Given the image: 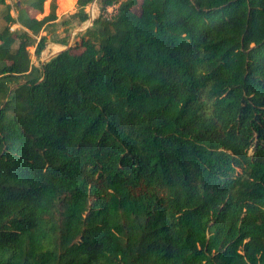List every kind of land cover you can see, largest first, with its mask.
<instances>
[{
    "label": "trees",
    "instance_id": "1",
    "mask_svg": "<svg viewBox=\"0 0 264 264\" xmlns=\"http://www.w3.org/2000/svg\"><path fill=\"white\" fill-rule=\"evenodd\" d=\"M45 1L0 0V264H264V0H98L34 65Z\"/></svg>",
    "mask_w": 264,
    "mask_h": 264
},
{
    "label": "rangeland",
    "instance_id": "2",
    "mask_svg": "<svg viewBox=\"0 0 264 264\" xmlns=\"http://www.w3.org/2000/svg\"><path fill=\"white\" fill-rule=\"evenodd\" d=\"M54 1L56 3V10H55L57 15L56 24L53 27L52 26L48 27L44 31L40 32V35L46 34L48 38V41L46 42L44 49L42 50L39 56H36V54L34 53V46L28 47V51L30 52V56H31V62L34 65H39V63L48 61L49 59H51L53 56H55L65 48L71 47L72 51L79 50L80 46L78 47V45L80 44L82 35L84 34V32L88 27L93 26L94 19H96L100 13L98 7V0H94L93 2L88 4L85 8V11L88 16L87 19L83 22H79L77 18L71 16V14L76 10V5H75L76 0H54ZM120 1H124V0H119L117 3H115L114 5L116 6V8H118ZM49 2L50 0L45 1L44 9L42 13H34V16L36 18H41L43 15H46L48 13ZM5 3L11 7L10 14L16 16L17 14L16 7L20 4V0H5ZM94 6H96L97 12L95 17L90 19L89 11L90 8ZM3 10L4 8L0 6V27L3 24V18H2ZM135 10L138 11L139 7L135 6ZM86 26L88 27L86 28ZM19 27H20L19 25L14 24L11 26V29H16ZM62 38L67 41L66 44L54 43L50 41L53 39H62ZM57 44L63 45L64 48L57 51L56 48Z\"/></svg>",
    "mask_w": 264,
    "mask_h": 264
},
{
    "label": "built area",
    "instance_id": "3",
    "mask_svg": "<svg viewBox=\"0 0 264 264\" xmlns=\"http://www.w3.org/2000/svg\"><path fill=\"white\" fill-rule=\"evenodd\" d=\"M116 9L117 8H116V6L114 4L110 5V6H107L105 8V10L102 12V18H104L106 20H111L115 16V14L117 12Z\"/></svg>",
    "mask_w": 264,
    "mask_h": 264
},
{
    "label": "bare ground",
    "instance_id": "4",
    "mask_svg": "<svg viewBox=\"0 0 264 264\" xmlns=\"http://www.w3.org/2000/svg\"><path fill=\"white\" fill-rule=\"evenodd\" d=\"M44 4H45V3H44ZM96 12H97L96 6L90 8V11H89V17H90V19H92V18L95 17ZM87 23H89V22H87Z\"/></svg>",
    "mask_w": 264,
    "mask_h": 264
},
{
    "label": "water",
    "instance_id": "5",
    "mask_svg": "<svg viewBox=\"0 0 264 264\" xmlns=\"http://www.w3.org/2000/svg\"><path fill=\"white\" fill-rule=\"evenodd\" d=\"M88 26H86V28H87ZM66 49V48H65ZM54 57V56H53Z\"/></svg>",
    "mask_w": 264,
    "mask_h": 264
},
{
    "label": "crops",
    "instance_id": "6",
    "mask_svg": "<svg viewBox=\"0 0 264 264\" xmlns=\"http://www.w3.org/2000/svg\"><path fill=\"white\" fill-rule=\"evenodd\" d=\"M58 46V45H57Z\"/></svg>",
    "mask_w": 264,
    "mask_h": 264
}]
</instances>
